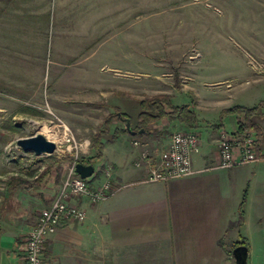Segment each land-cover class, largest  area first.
Returning a JSON list of instances; mask_svg holds the SVG:
<instances>
[{"label":"rangeland","instance_id":"rangeland-1","mask_svg":"<svg viewBox=\"0 0 264 264\" xmlns=\"http://www.w3.org/2000/svg\"><path fill=\"white\" fill-rule=\"evenodd\" d=\"M228 85L218 105L264 101V0H0V238L21 241L108 114L166 94L212 119L198 99ZM63 131V155L16 144Z\"/></svg>","mask_w":264,"mask_h":264},{"label":"crops","instance_id":"crops-1","mask_svg":"<svg viewBox=\"0 0 264 264\" xmlns=\"http://www.w3.org/2000/svg\"><path fill=\"white\" fill-rule=\"evenodd\" d=\"M229 87H214L198 99L206 113L213 105L216 118L200 117L187 103L196 113V122L187 126L170 121L200 138V150L192 158L194 172L189 175L145 180L173 131L169 137L153 129L137 134L127 131L105 142L97 162L100 170L91 184L105 180L103 169L107 166L110 178L124 186L102 201L78 198L86 213L84 221L63 222L47 236L45 263L237 264L233 249L242 245L246 248L245 264H264V101L255 115L260 126L255 136L258 160L215 167L219 132L235 131L237 121L235 114L219 119V113L241 105H218L231 93ZM112 125L121 128L124 121ZM35 223L31 222L30 228ZM19 242L16 236L0 238V264H25Z\"/></svg>","mask_w":264,"mask_h":264},{"label":"built area","instance_id":"built-area-1","mask_svg":"<svg viewBox=\"0 0 264 264\" xmlns=\"http://www.w3.org/2000/svg\"><path fill=\"white\" fill-rule=\"evenodd\" d=\"M255 135L251 130L245 129L240 133L222 130L218 136L217 162L215 167L230 168L236 165L252 163L258 160L255 147ZM74 139L63 131L57 137L53 153L65 154L72 149ZM136 143V142H134ZM64 145H67L64 147ZM61 183L50 201L49 205L40 209L35 225L25 233L18 245V251L25 264H46L43 257L44 242L47 236L53 233L59 225L67 221H84L85 210L77 203V199L87 197L91 202L107 199L124 184L110 178V168L105 167L103 174L105 180L100 184L92 185L91 178L99 165L94 168L92 176L81 178L75 171L77 159V146ZM200 150V138L196 132L188 130L173 131L168 145L161 152L159 162L150 167L148 182L166 181L189 175L194 172L192 158ZM144 156V155H143Z\"/></svg>","mask_w":264,"mask_h":264},{"label":"trees","instance_id":"trees-1","mask_svg":"<svg viewBox=\"0 0 264 264\" xmlns=\"http://www.w3.org/2000/svg\"><path fill=\"white\" fill-rule=\"evenodd\" d=\"M261 102L255 106L247 107L243 105H233L227 108H223L220 111V119L226 115L235 114L236 115V129L237 133L242 130H251L255 136L259 135L260 126L255 121V115L258 112ZM167 117L170 121L176 120L183 125H192L196 122V113L190 108L188 104H174L169 95L160 94L154 95L150 98H143L138 101V112L136 114V122L133 124L132 118L125 112L120 110L114 113L108 114L100 127V129L95 132L90 140L89 155L81 156L77 159L78 162L85 165L91 164L95 168V164L102 158V148L105 142L113 141L120 133L127 132L125 127V119H129L130 128L135 134L139 133L140 129L143 132H147L151 129L157 121ZM117 119L124 121V125L121 128L114 127L110 132V128L113 121ZM109 134V137L104 139V136ZM255 141V147H256ZM98 175V171L91 177L94 178ZM12 179H16L13 177ZM11 182V181H10ZM11 186V188H13ZM244 200V196L242 198ZM241 215V212H240Z\"/></svg>","mask_w":264,"mask_h":264},{"label":"water","instance_id":"water-1","mask_svg":"<svg viewBox=\"0 0 264 264\" xmlns=\"http://www.w3.org/2000/svg\"><path fill=\"white\" fill-rule=\"evenodd\" d=\"M125 127L130 133L132 132L129 119L127 118L125 119ZM16 144L23 151L32 152L36 156L41 154H52L55 149L54 141L46 138L42 133H36L31 136L17 138ZM75 171L81 178H87L92 176L94 172V166L91 164L85 165L83 163L77 162L75 165ZM245 253V246L238 245L233 249V255L237 264H245Z\"/></svg>","mask_w":264,"mask_h":264},{"label":"bare ground","instance_id":"bare-ground-1","mask_svg":"<svg viewBox=\"0 0 264 264\" xmlns=\"http://www.w3.org/2000/svg\"><path fill=\"white\" fill-rule=\"evenodd\" d=\"M44 129H45V128H44ZM44 129H43V130H44ZM51 140L54 141V142L56 141V136H55V134H52V138H51Z\"/></svg>","mask_w":264,"mask_h":264}]
</instances>
